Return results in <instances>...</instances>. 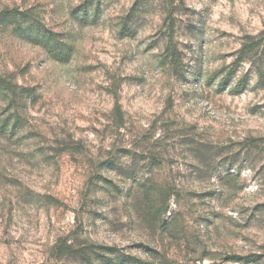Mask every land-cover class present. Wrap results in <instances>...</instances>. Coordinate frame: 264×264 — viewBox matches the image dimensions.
<instances>
[{"label": "rangeland", "instance_id": "1", "mask_svg": "<svg viewBox=\"0 0 264 264\" xmlns=\"http://www.w3.org/2000/svg\"><path fill=\"white\" fill-rule=\"evenodd\" d=\"M0 78V264H264V0H0Z\"/></svg>", "mask_w": 264, "mask_h": 264}, {"label": "trees", "instance_id": "2", "mask_svg": "<svg viewBox=\"0 0 264 264\" xmlns=\"http://www.w3.org/2000/svg\"><path fill=\"white\" fill-rule=\"evenodd\" d=\"M19 13H14L13 16L16 18L17 16H22L24 17L23 14H19ZM9 15H4V17L7 19ZM18 30H20V32H24L26 34L28 33H32L35 31H38L39 36L41 38L42 41L46 42V44H48V47L51 46L50 48L52 49V51L55 50L56 52V56L58 58H60V60L65 58V45H62L61 42L57 39V37H55L54 35H51L48 33V31L46 29H44L41 26L40 22H34V23H30V25L27 28H23L22 26V22L18 23ZM25 34V35H26ZM167 56L171 61V65L174 69L178 70L181 66L182 60H181V55L180 52L177 48V46L175 45L174 41L171 40L168 47H167ZM4 88V90L7 89H13L12 86L8 85L7 82L5 81V79L0 78V94H1V90ZM116 112L119 115V118L121 120H123V115L121 113V110L118 107H116ZM109 165L113 166L112 161H109L108 163ZM240 261H246L248 262L245 258H240ZM256 262V261H255ZM113 264V263H112ZM116 264H153L150 261H143L140 259H118V261L116 262Z\"/></svg>", "mask_w": 264, "mask_h": 264}]
</instances>
